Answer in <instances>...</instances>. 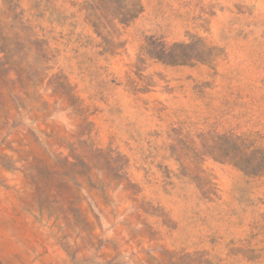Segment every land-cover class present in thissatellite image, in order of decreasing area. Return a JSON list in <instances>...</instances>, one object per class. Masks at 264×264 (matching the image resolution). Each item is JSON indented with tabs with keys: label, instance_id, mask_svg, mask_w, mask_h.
Here are the masks:
<instances>
[{
	"label": "rangeland",
	"instance_id": "374dc122",
	"mask_svg": "<svg viewBox=\"0 0 264 264\" xmlns=\"http://www.w3.org/2000/svg\"><path fill=\"white\" fill-rule=\"evenodd\" d=\"M0 264H264V0H0Z\"/></svg>",
	"mask_w": 264,
	"mask_h": 264
}]
</instances>
